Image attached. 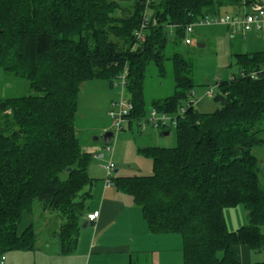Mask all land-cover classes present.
Returning a JSON list of instances; mask_svg holds the SVG:
<instances>
[{
	"label": "trees",
	"instance_id": "16d2710c",
	"mask_svg": "<svg viewBox=\"0 0 264 264\" xmlns=\"http://www.w3.org/2000/svg\"><path fill=\"white\" fill-rule=\"evenodd\" d=\"M257 1L155 0L148 17L157 25L134 49L144 1L0 0V69L27 81L32 93L0 100V262L10 252L36 249L33 225L19 232L35 201L63 220L61 253L77 250L96 182L94 155L83 150L75 128L81 87L107 80L113 89L125 68L134 105L129 129L153 111L176 116L184 109L185 117L176 127L177 147L138 148L153 162L151 176L114 177V170L112 185L132 197L152 234L180 235L184 264H239L238 246L263 251L264 75L219 82L211 98L220 108L202 114L194 103L182 105L195 88L192 65L173 51L187 26L220 16L222 8L242 15ZM235 57L239 73L264 68V50ZM168 60L175 94L153 102L149 112L147 71L156 66L163 76ZM235 207L243 208L247 223L230 232L224 211Z\"/></svg>",
	"mask_w": 264,
	"mask_h": 264
},
{
	"label": "rangeland",
	"instance_id": "374dc122",
	"mask_svg": "<svg viewBox=\"0 0 264 264\" xmlns=\"http://www.w3.org/2000/svg\"><path fill=\"white\" fill-rule=\"evenodd\" d=\"M150 14L148 13V16ZM220 14L235 17L239 11L228 7L222 8ZM233 31L225 26L197 28L194 34L188 37L192 42L191 45H186L184 40V43L173 50L192 65L191 78L195 88L183 102L184 108L188 109L194 102V109L197 112L206 115L216 112L220 105L209 98L207 93L213 90L215 97L218 93L216 87L219 82L226 83L234 75H238L239 66L235 55L256 54L264 50V33L253 30L245 36H241L240 32L234 33ZM29 86L27 81L9 78L0 69V94L1 91L2 93L6 92L7 98L28 96L32 94ZM144 87L149 112L153 102L173 96L176 89L172 61L165 62V74L163 76L156 66H150ZM118 97L117 90L112 89L107 80L88 81L82 84L75 123L79 142L85 152L94 151L95 154V151H99L105 156L103 159L99 158L101 156L95 158L92 165L99 163L103 168H106L112 157L118 171V173H114V177L151 176L153 174V162L140 155L138 148L147 146L177 147L178 134L176 128L164 130L163 128L155 129L148 125L147 131L141 132L138 124L134 123L132 129L126 126L123 131L116 133L110 113L112 112V104L118 100ZM108 132L115 135L111 145H106L103 139V136ZM166 132H169L167 136L164 134ZM93 145L98 147L97 150L89 148ZM108 146L114 150L113 153L107 151ZM261 164L264 167V161L261 160ZM96 171L99 174L97 179H103L105 182L106 171L101 173L97 168ZM91 201L92 199L87 201V206L90 207ZM238 208L243 209L242 207ZM58 216L56 212L45 213L42 204L35 201L33 214L27 213L24 216L19 232L22 233L33 225L39 245L46 242L55 245L59 242V232L63 223V220ZM245 222L247 223V219ZM91 229L92 227L88 228V230ZM153 245V251L150 252L152 253L150 264H184L183 242L180 235H169L167 238H161L160 242L157 240ZM166 248L168 250L171 248L172 252H166Z\"/></svg>",
	"mask_w": 264,
	"mask_h": 264
},
{
	"label": "crops",
	"instance_id": "0c3cea01",
	"mask_svg": "<svg viewBox=\"0 0 264 264\" xmlns=\"http://www.w3.org/2000/svg\"><path fill=\"white\" fill-rule=\"evenodd\" d=\"M6 94L1 91L0 100L7 98ZM89 148L97 150L98 147L93 145ZM93 152L89 153L94 155V159L99 156L100 159L105 158L99 151H95V154ZM97 165L95 163L90 169V175L96 182L90 189L92 201L90 207L87 206L85 221L89 222L90 214H100L94 222H89L87 228L81 230L77 250L71 255H63L59 242L55 245L48 242L39 245L37 242L34 251H13L6 254L5 264H141V261L143 264L151 263L150 252L153 251V244L169 235L152 234L141 209L132 197L121 193L115 186L106 188L103 179H97L99 174L96 168L101 173L106 169L101 164ZM114 173H118L117 167ZM224 217L230 232L240 230L246 223V213L238 207L225 209ZM89 227L92 229L88 230ZM166 249V252H172L171 248ZM235 257L239 264H262L264 249L255 253L246 246H238L235 248Z\"/></svg>",
	"mask_w": 264,
	"mask_h": 264
},
{
	"label": "built area",
	"instance_id": "2783aa9c",
	"mask_svg": "<svg viewBox=\"0 0 264 264\" xmlns=\"http://www.w3.org/2000/svg\"><path fill=\"white\" fill-rule=\"evenodd\" d=\"M155 0H144L145 2V14L143 21L139 30L136 32V45L134 49L140 45V43L145 42V32L148 28L153 25L156 26V20L152 21L150 17H148V8L150 4ZM216 26H225L228 27L230 30H234V33L240 32L241 36H245L248 32L253 30L259 31L264 33V0H258L257 2L253 3L251 7L247 8L242 15H238L235 17H231L229 15L226 16H216L213 18H207L200 20L194 24L187 26L186 28V38L185 44L191 45V40L188 38L189 35H193L195 29L201 27H216ZM242 78L250 77L253 80L261 79V76L264 75V68L259 71H253L251 73L240 72L238 73ZM238 75H234L231 80H234L235 77ZM128 77L129 72L128 69L125 68L123 73L113 81V89L117 90L118 92V100L112 104V112L110 113V117L112 118L115 126V132H121L124 130L126 126H130L131 120H129L130 114L134 110V105L132 104L131 100L127 96V86H128ZM209 98L214 96V91L210 90L207 93ZM194 103V102H193ZM195 104V103H194ZM185 117V110L182 109L178 112L176 116H170L167 114H159L156 111H153L148 118V121L137 122L139 129L141 132L147 131V126L150 125L155 129L160 128H176L178 126L179 120ZM133 123V122H132ZM136 123V122H134ZM115 137V135H114ZM114 141V139H113ZM111 145V144H110ZM108 152L113 153V149L108 146ZM116 166L114 162L111 161L109 165L106 167V180H105V187L109 188L112 185V173L115 170ZM100 212H95L88 216L89 222H94L99 217ZM5 257H2L0 264H5Z\"/></svg>",
	"mask_w": 264,
	"mask_h": 264
},
{
	"label": "water",
	"instance_id": "95a60500",
	"mask_svg": "<svg viewBox=\"0 0 264 264\" xmlns=\"http://www.w3.org/2000/svg\"><path fill=\"white\" fill-rule=\"evenodd\" d=\"M144 0H140L141 3H143ZM166 136L168 135V133L165 134ZM104 142L106 145H110L113 142L114 139V133L112 132H108L103 136ZM96 141H98V139H95ZM70 171V170H69ZM89 225V222H86L84 225V228H87Z\"/></svg>",
	"mask_w": 264,
	"mask_h": 264
}]
</instances>
